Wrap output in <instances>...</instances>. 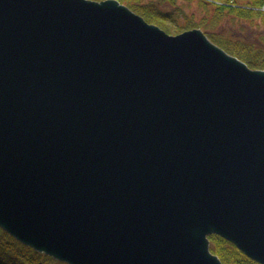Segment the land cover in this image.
I'll return each mask as SVG.
<instances>
[{"label": "water", "instance_id": "obj_1", "mask_svg": "<svg viewBox=\"0 0 264 264\" xmlns=\"http://www.w3.org/2000/svg\"><path fill=\"white\" fill-rule=\"evenodd\" d=\"M0 227L69 264H264V69L119 0H0Z\"/></svg>", "mask_w": 264, "mask_h": 264}, {"label": "trees", "instance_id": "obj_2", "mask_svg": "<svg viewBox=\"0 0 264 264\" xmlns=\"http://www.w3.org/2000/svg\"><path fill=\"white\" fill-rule=\"evenodd\" d=\"M99 1V0H97ZM132 10L143 16L148 22L159 25L169 33L180 34L184 31L201 28L207 36L227 52L238 56L252 68L264 69V48L256 43L223 37L216 33V28L226 16L264 24V0H187L195 2L198 8L205 12L204 17L198 19L195 15L185 16V25L177 23L178 27L171 28L168 25V14L164 9L158 13L153 12L142 0H120ZM178 0H173L176 4ZM154 6V5H153ZM171 15V14H170ZM177 21V16L171 18ZM179 20V18H178ZM211 250L217 254L223 264H259L250 259L235 244L222 236L213 234L210 236ZM0 264H65L52 257L37 252L30 246L23 244L10 233L0 227Z\"/></svg>", "mask_w": 264, "mask_h": 264}, {"label": "rangeland", "instance_id": "obj_3", "mask_svg": "<svg viewBox=\"0 0 264 264\" xmlns=\"http://www.w3.org/2000/svg\"><path fill=\"white\" fill-rule=\"evenodd\" d=\"M142 2L153 8L154 13H158L159 10L164 9V12L169 16L167 23L171 28H177L178 21L181 25H185V16L187 15H195L198 19L205 15V12L198 8L195 2H188L187 0H178L176 4H173V0H142ZM173 14L177 16V21L171 20ZM216 31V33L221 34L223 37L242 39L256 43L258 46L264 48V24L259 19L258 21L251 22L233 18L231 15L226 16L218 25Z\"/></svg>", "mask_w": 264, "mask_h": 264}, {"label": "bare ground", "instance_id": "obj_4", "mask_svg": "<svg viewBox=\"0 0 264 264\" xmlns=\"http://www.w3.org/2000/svg\"><path fill=\"white\" fill-rule=\"evenodd\" d=\"M120 1V0H119ZM121 2V1H120ZM123 3V2H122ZM123 4H125V3H123ZM125 5H127V4H125ZM150 23V22H149ZM169 33V32H168ZM3 229V228H2ZM31 247V246H30ZM32 249H34L33 247H31ZM35 250V249H34ZM35 251H37V250H35ZM37 252H40V251H37ZM40 253H43V252H40ZM43 254H46V253H43ZM46 255H48V256H50L49 254H46ZM50 257H52V256H50ZM53 259H55L54 257H52ZM55 260H57V259H55ZM57 261H59V262H62V261H60V260H57ZM63 263H65V264H69V263H67V262H63Z\"/></svg>", "mask_w": 264, "mask_h": 264}]
</instances>
